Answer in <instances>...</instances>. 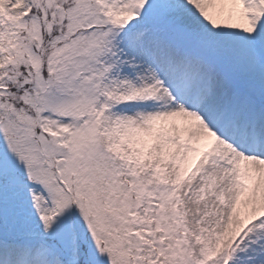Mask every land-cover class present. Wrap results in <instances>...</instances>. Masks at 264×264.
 Listing matches in <instances>:
<instances>
[{
    "label": "snow or ice",
    "instance_id": "6c2138e0",
    "mask_svg": "<svg viewBox=\"0 0 264 264\" xmlns=\"http://www.w3.org/2000/svg\"><path fill=\"white\" fill-rule=\"evenodd\" d=\"M0 264H264V0H0Z\"/></svg>",
    "mask_w": 264,
    "mask_h": 264
}]
</instances>
